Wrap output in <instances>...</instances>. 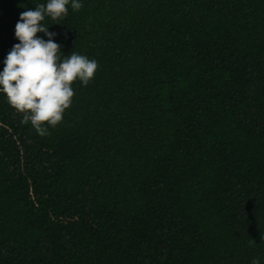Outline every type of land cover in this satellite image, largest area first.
<instances>
[{
	"label": "trees",
	"instance_id": "16d2710c",
	"mask_svg": "<svg viewBox=\"0 0 264 264\" xmlns=\"http://www.w3.org/2000/svg\"><path fill=\"white\" fill-rule=\"evenodd\" d=\"M47 2L0 0V72ZM79 2L42 21L98 62L63 121L0 92V264H264V0Z\"/></svg>",
	"mask_w": 264,
	"mask_h": 264
},
{
	"label": "clouds",
	"instance_id": "9594fccd",
	"mask_svg": "<svg viewBox=\"0 0 264 264\" xmlns=\"http://www.w3.org/2000/svg\"><path fill=\"white\" fill-rule=\"evenodd\" d=\"M74 11L82 9L79 0H48L36 5L35 10L21 13L15 35L20 41L13 46L0 72V92L6 94L8 104L23 114L22 123L31 124L42 137L49 135V127L58 126L65 111L73 102L76 81L87 86L93 81L98 62L85 55L72 52L61 59V45L52 39L56 33L42 23L46 17L59 21L68 15V5ZM38 33L46 34L45 41ZM256 242L252 240L251 244ZM251 264H260L254 258Z\"/></svg>",
	"mask_w": 264,
	"mask_h": 264
}]
</instances>
